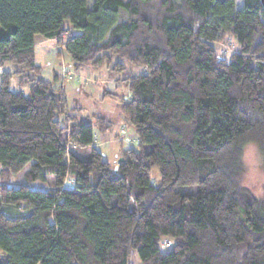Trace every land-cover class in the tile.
Wrapping results in <instances>:
<instances>
[{
    "label": "trees",
    "instance_id": "16d2710c",
    "mask_svg": "<svg viewBox=\"0 0 264 264\" xmlns=\"http://www.w3.org/2000/svg\"><path fill=\"white\" fill-rule=\"evenodd\" d=\"M36 36L67 56L51 79ZM228 37L237 50L225 58L213 43ZM115 56L146 72L124 78L119 110L136 145L111 165L69 111L58 69L124 70ZM0 67V165H29L24 183L0 185V205L27 211L0 210L1 264H131L133 253L141 264H264V202L241 184L247 144L264 164L260 0H0ZM48 176L52 187H31Z\"/></svg>",
    "mask_w": 264,
    "mask_h": 264
},
{
    "label": "rangeland",
    "instance_id": "374dc122",
    "mask_svg": "<svg viewBox=\"0 0 264 264\" xmlns=\"http://www.w3.org/2000/svg\"><path fill=\"white\" fill-rule=\"evenodd\" d=\"M91 2L92 0H87V5L89 7ZM236 3L237 6L240 7L242 0H236ZM213 45L217 54L225 58H228L237 50L236 42L230 37L226 40L215 42ZM44 46H46V50L53 46L56 48L54 40L53 42L45 43ZM42 49L44 50V48ZM42 49L40 47L36 48L35 61L37 64L43 65L42 67L46 68L47 57L43 52L41 53ZM58 50L60 52L59 46L57 47V51ZM63 54L64 53H61L62 56ZM114 60L124 62L126 68L122 71L110 72L105 67L97 69L82 67L76 71L73 70L75 74L74 79L72 81L66 80L64 85H62L69 111L92 124L95 132L94 144L101 152L104 159L111 165L117 163L121 148L134 147L136 145L134 130L123 120L119 110V104L129 95L124 78L129 75H139L146 72L143 66L131 65L117 56L114 57ZM70 69L72 68L70 67ZM1 72L2 68L0 67V74ZM89 72L90 75L88 76ZM42 74L47 78H50L46 72H42ZM80 84L81 86H79ZM10 88L13 91L20 90L23 93H28L27 86L19 85L16 77L12 78ZM107 92H111L113 95H110ZM98 118H103V122L110 125V128L107 131L99 132L97 123L100 120ZM242 162V186L255 198L264 202V164L256 145L250 143L245 146ZM28 167L29 165H26L16 174H6L2 171V166L0 165V185L5 184L9 187H17L24 183V172ZM151 173L152 181L156 185L159 181L158 170L152 168ZM52 179V176H48L46 181H36L31 187L42 189L50 188L53 185ZM71 184L72 182L70 179L65 181L66 186H70ZM0 210L8 217L22 216L27 212L24 208H16L3 204L0 205ZM163 243L164 242L162 241V245H164ZM166 247L167 245L165 244L163 249ZM0 255L2 254L0 253ZM132 258L133 255L131 257V263L133 262Z\"/></svg>",
    "mask_w": 264,
    "mask_h": 264
},
{
    "label": "crops",
    "instance_id": "0c3cea01",
    "mask_svg": "<svg viewBox=\"0 0 264 264\" xmlns=\"http://www.w3.org/2000/svg\"><path fill=\"white\" fill-rule=\"evenodd\" d=\"M47 42H49V43L50 42H53V39L44 38L42 36H36L35 37V51H36V48L37 47H40L41 49L44 48V50L42 49L41 53L43 52L46 55V57H47V59H46V61H47L46 68L45 67H42L43 65H40L39 64L41 66V68H42L41 75L44 78H46V79H51L52 78L53 71H55L58 68V66H59V64L61 62V59H62V61H65L66 62L67 61V56L65 54H63V56L61 55L60 58H58L57 55H56L57 48H55V46H53L51 48H48L46 50V46H44V44L47 43ZM60 52L61 53L63 52L62 49H60ZM6 68L12 69V70L13 69H16V67L13 66V65H11V64H7L6 65ZM42 72H46L50 76V78L49 77L47 78L46 76H44L42 74ZM89 75H90V72L88 73V76ZM84 85H85V82H84ZM79 86H81V84ZM94 146H95V144H94ZM134 259H135V261H134ZM132 261L134 263L132 262L131 264H141L140 263V259H139V257H138L137 254H133Z\"/></svg>",
    "mask_w": 264,
    "mask_h": 264
},
{
    "label": "built area",
    "instance_id": "2783aa9c",
    "mask_svg": "<svg viewBox=\"0 0 264 264\" xmlns=\"http://www.w3.org/2000/svg\"><path fill=\"white\" fill-rule=\"evenodd\" d=\"M58 72L61 76V81L62 83L66 80H73L75 75L73 73H71L65 65H61L58 69ZM136 141V140H135Z\"/></svg>",
    "mask_w": 264,
    "mask_h": 264
},
{
    "label": "water",
    "instance_id": "95a60500",
    "mask_svg": "<svg viewBox=\"0 0 264 264\" xmlns=\"http://www.w3.org/2000/svg\"><path fill=\"white\" fill-rule=\"evenodd\" d=\"M260 2H261V5L263 7V10H264V0H260ZM122 160H123V158L119 157L118 161H122ZM116 170H117V165L114 166V171H116ZM1 262H2V259H1V256H0V264H1Z\"/></svg>",
    "mask_w": 264,
    "mask_h": 264
}]
</instances>
